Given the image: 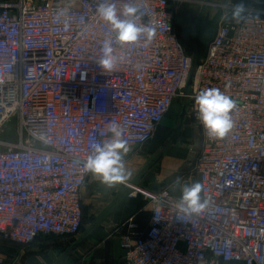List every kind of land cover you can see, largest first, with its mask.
<instances>
[{"label":"built area","instance_id":"1","mask_svg":"<svg viewBox=\"0 0 264 264\" xmlns=\"http://www.w3.org/2000/svg\"><path fill=\"white\" fill-rule=\"evenodd\" d=\"M37 1L0 0V136L8 123L19 135L0 148V240L26 248L42 237L79 235L93 145L119 123L126 159L183 99L201 128L193 179L208 207L185 215L181 189L132 184L135 196L151 197V213L147 230L126 238L124 264H213L210 257L264 264V12L248 9L236 23L231 6L197 62L177 29L179 0H135L155 36L120 49L127 61L104 73L94 59L111 35L95 15L101 0ZM112 2L120 8L130 0ZM58 9L67 10L68 27ZM208 88L235 101L234 127L223 138L208 137L197 119L195 97Z\"/></svg>","mask_w":264,"mask_h":264},{"label":"crops","instance_id":"2","mask_svg":"<svg viewBox=\"0 0 264 264\" xmlns=\"http://www.w3.org/2000/svg\"><path fill=\"white\" fill-rule=\"evenodd\" d=\"M238 1L241 2V0ZM243 2L248 9L264 12V0H243ZM174 104L158 129L153 142H150L151 145L148 147L149 143L144 148L145 150L148 147L146 155H140L144 151L142 150L124 159L126 169L132 173L126 183L117 184L113 187L114 189L111 188L112 191H106L108 187H105L97 177L93 175L90 177L96 187L93 196L95 205L90 217L86 218L83 200L84 218L79 235L73 238L42 237L26 248L14 244L16 247L13 249L6 248L4 240H0V256L7 260L6 264L9 257L14 259L15 264H124L123 245L126 238L134 232L147 230L151 213V206L147 209L141 207L142 201L133 194L132 184L140 186L144 176L154 169L153 163L156 166L159 165V172L156 174L157 183H164L161 175H166L167 179L174 176L189 157L184 150L185 146H177L174 140L181 132L184 133L187 122L186 117L181 127L178 118L177 126L172 128ZM167 142L169 144L163 150L162 145ZM202 144L203 139L200 137L196 149H193L196 158ZM148 166L151 167L149 170H147ZM183 183L184 180L181 185ZM146 188L148 189V184ZM130 220L134 221L136 228L127 225ZM210 261L213 264H245L238 261L227 263L216 257H210Z\"/></svg>","mask_w":264,"mask_h":264},{"label":"clouds","instance_id":"3","mask_svg":"<svg viewBox=\"0 0 264 264\" xmlns=\"http://www.w3.org/2000/svg\"><path fill=\"white\" fill-rule=\"evenodd\" d=\"M248 6L241 0L232 6L230 19L240 23L247 18ZM95 15L110 25L111 35L107 36L100 49V55L95 56V62L104 73H111L121 63L127 61V56L120 49L137 44L142 39L152 41L155 27L141 22L144 13L135 0H130L118 8L112 0H101L95 8ZM57 20L63 18L65 27L70 24L66 9H58ZM229 19V17H225ZM197 119L203 125L208 137L223 138L234 127L230 115L235 107V101L224 94L219 88L202 90L195 97ZM110 137L102 144H95L84 162L85 169L97 177L108 187L123 184L132 173L125 167L124 156L129 151L127 142L123 139L124 128L119 123L108 126ZM180 186L181 196L177 207L185 215L199 214L208 207V201L201 196L202 186L199 182L181 185L180 178L174 181Z\"/></svg>","mask_w":264,"mask_h":264},{"label":"rangeland","instance_id":"4","mask_svg":"<svg viewBox=\"0 0 264 264\" xmlns=\"http://www.w3.org/2000/svg\"><path fill=\"white\" fill-rule=\"evenodd\" d=\"M38 0L37 2H40ZM240 3L238 0H212V2L208 5H204V0H179L176 3L177 8V29L180 33V36L186 46L188 53L193 54L194 59L199 62L204 56L206 46L209 41H211L216 33L217 28L219 27L220 21L223 16L229 13V9L231 6ZM195 46L197 48L195 49ZM195 51V52H194ZM197 52V53H196ZM196 53V54H195ZM187 102L183 99H178L174 104V113L172 115L173 118V126H177L178 118L182 112L183 106L187 105ZM174 116V117H173ZM170 117V116H169ZM186 126L184 127V133H180L176 138H174L175 143L181 146H185V152L187 151L188 160L185 164L178 169L176 174L170 178H165L166 175H161L163 180L165 181V186L170 187L175 193L179 194L180 186L174 184L177 178L182 180H191L196 178L195 172V162L196 157L193 153V149H196L197 144L199 142L201 135V128L197 120L191 115L187 116ZM18 131L16 125L14 123H8L0 136V148L9 147L11 144H14L18 140ZM174 136V134H173ZM154 140V139H153ZM153 141H151L152 143ZM148 145V147L151 145ZM169 142L164 143L162 149L165 150ZM148 147L140 153V155L145 156L148 150ZM142 151V150H141ZM141 157V156H139ZM132 164V163H128ZM155 163H153L152 167L155 168ZM151 167H147L149 170ZM166 168H164L165 170ZM153 170V169H152ZM105 185V184H104ZM105 187H108L105 185ZM95 186L91 181V178L88 181L87 187L83 193L84 200V211L86 218L90 217L92 214L93 208L95 204L93 201ZM113 187H108V190L112 191ZM105 189V188H104ZM138 199L142 201V208H148L151 206V197L148 195L147 191H141L137 194ZM4 246L9 249H13L16 247L13 243L4 240ZM13 258L9 257L8 264H15L13 262Z\"/></svg>","mask_w":264,"mask_h":264},{"label":"water","instance_id":"5","mask_svg":"<svg viewBox=\"0 0 264 264\" xmlns=\"http://www.w3.org/2000/svg\"><path fill=\"white\" fill-rule=\"evenodd\" d=\"M208 3H211L212 0L207 1ZM192 81H193V74L190 76V79L188 81V87H190L192 85ZM188 115V110H187V105L183 106L182 112L180 114L179 117V123L180 126L182 127L185 119ZM159 172V165H157L152 171L148 172L144 178H143V182L141 183V187L142 188H146V184H148V189L150 191H157L161 188H163L165 186L164 183H157L156 181V174ZM197 182L195 179L192 180L191 183H195ZM190 182H186L185 184H191Z\"/></svg>","mask_w":264,"mask_h":264},{"label":"trees","instance_id":"6","mask_svg":"<svg viewBox=\"0 0 264 264\" xmlns=\"http://www.w3.org/2000/svg\"><path fill=\"white\" fill-rule=\"evenodd\" d=\"M197 48V46H195V49ZM197 53V52H196Z\"/></svg>","mask_w":264,"mask_h":264}]
</instances>
